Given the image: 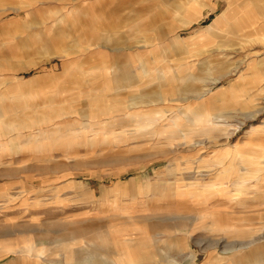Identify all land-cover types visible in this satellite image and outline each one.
Segmentation results:
<instances>
[{
	"label": "rangeland",
	"instance_id": "rangeland-1",
	"mask_svg": "<svg viewBox=\"0 0 264 264\" xmlns=\"http://www.w3.org/2000/svg\"><path fill=\"white\" fill-rule=\"evenodd\" d=\"M13 120L0 264L264 252V0H0V121Z\"/></svg>",
	"mask_w": 264,
	"mask_h": 264
},
{
	"label": "crops",
	"instance_id": "crops-1",
	"mask_svg": "<svg viewBox=\"0 0 264 264\" xmlns=\"http://www.w3.org/2000/svg\"><path fill=\"white\" fill-rule=\"evenodd\" d=\"M216 23H213V26L215 25ZM212 27V26H211ZM210 27V28H211ZM53 40L54 39H52V38H49L47 41H48V43L49 44H51V43H53ZM54 48V47H53ZM52 48V49H53ZM55 49V48H54ZM193 79H198V80H200L199 78H193ZM209 118H211V116L209 117ZM15 123H17V121H0V128H4L3 130H10V128H12V127H17V125L15 124ZM45 143H46V145H50L51 143H49V141H46V139H44V137L43 136H39V137H33V138H29L28 139V142H27V145L29 144V145H32V144H36L37 145V148L38 149H40V150H42L41 148L42 147H44L45 146ZM4 150H6L5 148H4V146H2V145H0V152H3ZM218 179V178H217ZM216 179V181L215 182H213V183H211V182H208V183H204V184H206V185H208L210 188H211V186L212 185H217V184H223L224 182L223 181H220V180H217ZM234 183V182H233ZM238 183V182H237ZM239 186H241L240 184L238 185H231V187L233 188V190L232 189H229V187H223L222 189H217V190H215V192H218V191H222L223 193H224V195L226 194V195H228V194H230L232 191H235V192H241V193H243V191L241 190V188H238ZM226 188V189H225ZM178 189V187L175 185H171L170 187H169V192L171 193V196L172 197H177V190ZM246 190H248V189H246ZM212 192H214L213 190H212ZM252 192V191H251ZM253 193V192H252ZM256 194L255 195H257V192H255ZM254 197H255V195L254 194H252ZM257 197V196H256ZM255 197V198H256ZM263 198H264V196H263ZM262 198V199H263ZM256 199H258V198H256ZM260 199V198H259ZM105 240H106V242H108L107 243V245H109L110 246V240H107L106 238H105ZM175 249H176V253H177V255L179 254H187V257H188V259H190L191 261L194 259V255L192 254V252H190V250H188L187 248H186V246L183 244V243H178L177 244V246H175ZM140 249H137V251H139ZM234 251V250H233ZM96 255H98L97 253H95V256ZM120 255H124L123 257H126L125 259H130L129 257H130V255H131V251L130 250H128V251H126L125 253H121ZM167 257H166V262H165V264H178V261L176 260V258H175V256H173L172 258L167 254L166 255ZM254 258H255V262H253V263H255V264H264V252L263 251H257L255 254H254V256H253ZM126 260V261H127ZM92 262V260L89 262V263H87V264H92L91 263ZM106 264H117V263H113V262H108V261H106L105 262ZM118 263H119V261H118ZM130 263L131 264H136V262H132V261H130ZM100 264V263H99Z\"/></svg>",
	"mask_w": 264,
	"mask_h": 264
},
{
	"label": "bare ground",
	"instance_id": "bare-ground-1",
	"mask_svg": "<svg viewBox=\"0 0 264 264\" xmlns=\"http://www.w3.org/2000/svg\"><path fill=\"white\" fill-rule=\"evenodd\" d=\"M146 126V123H142L141 125H138L137 127H138V129H140V128H142V127H145Z\"/></svg>",
	"mask_w": 264,
	"mask_h": 264
}]
</instances>
